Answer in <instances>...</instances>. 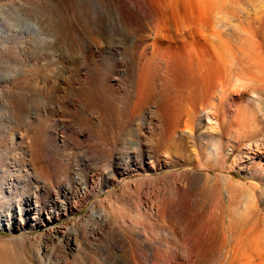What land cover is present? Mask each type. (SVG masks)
Wrapping results in <instances>:
<instances>
[{
  "label": "rangeland",
  "instance_id": "1",
  "mask_svg": "<svg viewBox=\"0 0 264 264\" xmlns=\"http://www.w3.org/2000/svg\"><path fill=\"white\" fill-rule=\"evenodd\" d=\"M167 1L166 16L161 0H102L95 16L89 0H0V225L23 224L0 231V264H264V68L251 58L264 0H200L196 16L181 0L184 18ZM177 33L212 37L185 52L237 55L254 79L222 98L217 85L209 104L181 98L170 125L158 93L136 110L126 94L135 57H173L151 38ZM135 34L150 37L136 55Z\"/></svg>",
  "mask_w": 264,
  "mask_h": 264
},
{
  "label": "bare ground",
  "instance_id": "2",
  "mask_svg": "<svg viewBox=\"0 0 264 264\" xmlns=\"http://www.w3.org/2000/svg\"><path fill=\"white\" fill-rule=\"evenodd\" d=\"M77 3H78V1H77ZM89 3L91 6V10H92L93 15H95V16L103 15V13H104V4L103 3L104 2H102V0H89L88 4ZM174 3L176 4V7H175L176 10L175 11L173 10V11L176 14H174L173 12H171V13H173L174 15H178L179 18H182L184 16L186 10H187L185 8V4H183V1H181V0H175ZM159 4H160L161 8L158 11L161 12L162 14H164L163 16H166L168 14V10H169L168 6L171 5V3L168 2L167 0H161V2ZM189 5L193 10V13H191V15L193 14L196 16V14H194V13L199 12L198 10H199V7L201 5V1L200 0H193V1H190ZM202 5H203V3H202ZM172 6H173V2H172ZM211 6L213 7V4ZM203 7H207V5L203 6ZM209 7H210V5H209ZM88 8H90V7H88ZM206 9H208V8H206ZM206 9L204 11H206ZM118 11H119L120 15L125 14V13L126 14L127 13L132 14V11L129 10V8L128 9L125 8L124 5H121V7L119 6ZM201 13H203V12H201ZM191 17L196 18L193 16H191ZM197 17H199V16H197ZM200 19H201V17H200ZM149 38L144 34H135L133 36L132 48H133L135 55H136V53H138V50L142 48V46L147 42V40ZM151 39L154 42L166 43L168 45V47L166 49L167 52L169 53L171 51H176L177 54L174 55L173 57H169L166 55V56H162V57L158 58L159 55H157V54L152 55V56L150 55L149 57H146V56L135 57V59L140 62L141 66H140V70L138 71L139 73H137L138 77L135 80L136 87H134L132 94L130 91L128 94H126V98L127 97L130 98V96L133 98V101H134V105H133L134 107L133 108H135V110H136V108H138L140 105H142V104L148 102V100L152 99L151 97L155 93H158V95L162 99V103L160 105L162 108L161 109L162 115H163L166 122L169 123L171 121V124H173V125H177L178 123H180V120H182L181 119L182 117L180 118L179 115L178 116L175 115L176 117L173 118L174 116H171L172 114L170 113L173 106H175L179 102V100L181 101V98H182V100L188 99V100H190L191 103L192 102L193 103H203V102L206 103L207 102L209 104L210 99L212 98V95H213L214 88L217 85L219 86L220 98H222L226 93H228V91L230 89H232L231 87H233L236 83H239L241 85V82L244 83L246 80L254 79L252 77V73L254 75L253 69H252L253 72L251 73V69L248 68V66H245L244 63L242 64L240 62L242 60L239 61V59L241 57H239V59H238L237 55L236 56L233 55L232 58H236L235 60L238 59L237 63L240 62L239 64H241V66L239 65L236 67V66H234L236 64L233 65V63H231V62H234V59H233V61H231L232 58H231V60L229 59L230 56L228 57L229 54L227 52H226V54H227L228 58L225 56L226 55L225 53H224L225 55H221L220 53H216V51L212 52V51H209L207 49H206L207 50L206 53L204 52L205 54H203L200 57L197 55L193 56L194 53L190 54L187 51L185 52V48L189 47V46H186L187 45L186 43H188V41H187L188 39H191L192 42L195 44L210 43L209 45H211V44L213 45V43H215V42H214V39L212 37L207 39L205 42L204 40L206 38L201 39L195 33L186 34V35L184 33H180V34L177 33L175 35H159V34H156ZM228 44H229V42H228ZM228 44L224 45V46H228ZM191 47H192V44H191ZM231 47H232V44L230 47H227L229 51H230L229 48H231ZM236 47H238V46H236ZM181 49H183V50H181ZM233 49L234 48L232 47L230 55L233 54L232 53ZM181 52H184V53H181ZM234 52L236 53L235 49H234ZM254 52L255 53L253 55L251 54L253 56L251 58L256 62V64L259 65V66L257 65L258 67H261V69H259V70H262V68H264L263 67L264 66V52L262 49L258 50V48H255ZM196 53H198V52H196ZM200 54H202V53H200ZM250 56H249V58H250ZM243 57L245 59L246 56L244 55ZM246 58H248V57H246ZM249 61H251V59ZM249 61H247V62H249ZM257 71H258V69H257ZM260 74H261V76L263 75L262 73H260ZM263 77H264V75H263ZM234 81L236 83H233ZM257 81H258V79H257ZM202 82H204L206 84L205 87L203 86ZM259 83H260V80H259ZM241 86H243V85H241ZM256 88H258V85ZM262 88H264V87H262ZM261 91H262V89H261ZM125 93H127V92H125ZM187 120H188V118H187ZM191 120H192V118H191ZM216 138H213V135H212V139H211L212 147L216 148L217 151H219L218 149H220V144H219L220 139L219 138L216 139ZM256 153H258L257 149H256ZM116 166H117L116 171H118V172L119 171L125 172V171H128L130 169V165L128 163L118 164ZM113 176H114V174L110 173L109 175H107L105 177V179L109 181L110 179L113 178ZM35 209L38 211L37 206ZM14 220L15 219L7 220L6 228H12V227L19 226V228L22 229L23 224L20 221V219H18V223L17 222L14 223ZM35 220L36 219L34 218L33 221H35ZM14 224H16V225H14ZM241 236L246 237L247 233L243 232L241 235H239V237L238 236L237 237L240 238Z\"/></svg>",
  "mask_w": 264,
  "mask_h": 264
},
{
  "label": "water",
  "instance_id": "3",
  "mask_svg": "<svg viewBox=\"0 0 264 264\" xmlns=\"http://www.w3.org/2000/svg\"><path fill=\"white\" fill-rule=\"evenodd\" d=\"M0 231H9V229H6L3 225H0Z\"/></svg>",
  "mask_w": 264,
  "mask_h": 264
}]
</instances>
